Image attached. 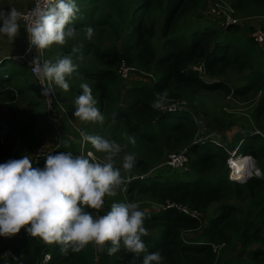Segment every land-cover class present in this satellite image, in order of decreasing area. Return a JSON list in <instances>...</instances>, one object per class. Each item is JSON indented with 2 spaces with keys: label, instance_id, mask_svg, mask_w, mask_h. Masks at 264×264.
Segmentation results:
<instances>
[{
  "label": "trees",
  "instance_id": "1",
  "mask_svg": "<svg viewBox=\"0 0 264 264\" xmlns=\"http://www.w3.org/2000/svg\"><path fill=\"white\" fill-rule=\"evenodd\" d=\"M205 1L75 0L79 11L67 26L76 30L75 44L63 45L60 50L62 56L71 55L73 59L82 56L87 66L78 67L73 74L93 83L98 92V109L101 113L103 107L108 109L107 122L122 126L126 136L135 139L134 145L126 139L138 155L130 171L148 175L130 181L123 198L147 200L156 208L167 201L182 204L203 215L201 222L175 209L145 212L147 235L142 240L146 250L139 255L127 252L123 245L118 253L109 255L110 242L102 251L91 243L79 252L70 247L63 251V245L45 242L21 229L0 246V264H36L46 254L50 255L47 264H143L144 256L157 251L163 257L162 264H226L221 254L233 248L235 242L239 245L238 256L244 257L243 264H264V137L251 133L245 138L251 140L248 153L255 159L263 158L261 176L231 183L227 180L224 150L200 133L188 110L161 113L152 107L157 93L165 91L167 100L190 104L198 91L229 93L226 81L233 71L244 74L233 95L261 93L254 114L255 119L264 117L262 51L244 36L238 25L221 28L213 21L195 19ZM225 1L238 18H261L260 28L264 31V0ZM89 27L94 30L91 39L86 36ZM157 39L161 41L159 54L155 47ZM15 62L0 73V104H6L10 110L7 130L0 142V164L11 152L17 157L29 155L39 145L37 124L47 123V116L37 110L41 103L30 102L27 106L31 107L30 112L20 109L18 98L35 95L39 88L30 80L27 65ZM121 62L151 75L148 82L137 79L125 87L122 93L125 105L118 104L117 69ZM200 62L204 64L206 80L190 69ZM256 126L264 129L258 123ZM107 127L104 125L101 132L105 133ZM89 135L106 139L99 132ZM241 138L237 136L234 142L239 143ZM186 147L189 158L186 170L180 174H152L151 170L163 162L166 153H177ZM62 148L63 144L57 153ZM244 161L250 173L253 165ZM45 163L46 157L32 166L43 169ZM112 204L105 203L106 213ZM213 204L218 205L216 213L203 225L204 215ZM84 211L90 213L87 207ZM150 230L157 233L151 234ZM187 230L197 235L184 237ZM212 244L222 246L218 253L212 251Z\"/></svg>",
  "mask_w": 264,
  "mask_h": 264
},
{
  "label": "clouds",
  "instance_id": "2",
  "mask_svg": "<svg viewBox=\"0 0 264 264\" xmlns=\"http://www.w3.org/2000/svg\"><path fill=\"white\" fill-rule=\"evenodd\" d=\"M78 11L75 0H48L43 8L34 9L33 19L25 28L29 39L28 51L33 48L42 51L53 44L64 45L66 38H74L75 28L67 26ZM20 17L21 13L15 7L8 12L0 11V34L13 41L20 29ZM93 31L91 27L87 28V38H92ZM76 51L74 48L73 52ZM30 66L45 97L54 93L53 84L68 91L66 77L77 69L71 55H65L54 63L41 61L36 55ZM80 87L82 94L75 101L74 116L81 121L102 124L104 116L96 106L92 89L87 83ZM166 100V91L157 93L152 107L162 110ZM81 137L96 152L105 154V163L96 162L92 152L87 157L58 152L46 157L43 169L33 168L27 154L0 164V236L12 237L26 229L33 237L63 245V251L70 247L72 251L79 252L90 243L102 251L110 242L109 255L118 253L122 245L129 253H144L146 246L142 237L147 235V230L144 213L137 203H113L111 210L98 218L84 211L85 207L101 209L104 197L115 196L124 181L120 169L114 167V157L121 151L120 146L98 135L82 132ZM126 138L135 144L134 137ZM134 160L132 154L124 156L122 167L125 172L133 168ZM162 260L157 251L144 256L143 264H162Z\"/></svg>",
  "mask_w": 264,
  "mask_h": 264
},
{
  "label": "rangeland",
  "instance_id": "3",
  "mask_svg": "<svg viewBox=\"0 0 264 264\" xmlns=\"http://www.w3.org/2000/svg\"><path fill=\"white\" fill-rule=\"evenodd\" d=\"M218 5V7H216ZM216 7L218 10L227 12L228 5L225 0H206L204 6L202 7L198 17L195 18L197 20L201 21H213L217 24H219V27L222 28L220 24H224V17L211 15L210 10L211 8ZM238 18V17H237ZM238 26L245 34V37L251 38L252 35L257 31H262L260 28L261 24L263 23V20L261 18H238ZM74 38H66L65 46H69L74 43ZM77 42V41H75ZM160 44L161 41L159 39L155 40V47L157 49V53H160ZM63 45L53 44L49 48L45 49V55L44 60H48L51 62H56L59 58L63 57L61 47ZM259 50L262 51L264 55V46L258 47ZM61 50V51H60ZM74 64L78 67L87 66V63H84L83 58H77L73 59ZM10 68V63H7L6 65L0 66V73H2L4 70ZM28 69V66H27ZM242 75L235 74L233 71L229 73L227 76V83L229 84L230 92L225 93L221 90H215V91H198L196 93V98L193 101V104H190L189 102H186V107L183 106L184 109L188 110L193 118V121H195L196 125L199 128V131L201 134H206L208 137H211V140L215 141L216 143H220L222 146L227 148H232L235 145L233 144H239L242 143L239 146L238 154L240 156L243 155H249V161L252 163L253 168L250 172L251 177H256L255 175L258 174L261 170V167L263 165V158H257L255 159L248 153V147L251 146V140L246 139L248 136L247 134H259V136L264 137V129H260L256 126V123L259 125L264 126V117L258 116V118L255 119L256 115L254 114V109L258 105L261 93L255 94H247L246 96L242 97H235L233 95V90L236 89L239 85L242 84ZM150 78V77H149ZM148 77H145L141 74H132L128 79L123 80L119 77L120 83L117 88L118 92V104L119 105H125L124 100L122 99V93H124V89L129 83L132 81H135L137 79H142L145 81H149ZM30 80L35 83L34 79L31 77ZM66 82L69 84V90L63 91L61 88L55 86L53 84V87L56 92L57 100L61 106V109H57L55 111V115L60 121V125L57 129H55L49 122L48 116L44 110L42 99L40 98V94L36 93L35 95L31 96H23L22 98H18L17 103L20 105V109L24 111H28L31 109L28 108V104L32 101H37L41 103V106L37 108L41 113L47 116V123L45 124H37L35 128L36 135L38 137V144L43 143H52L59 141L61 144H63L62 152H71L73 156H79L80 155V142L79 137L81 133L86 134H94V133H101L103 137L106 136V139L109 141H113L117 143L121 151L118 153L116 157H114V167L123 169V158L127 154H132L136 158L138 157L136 150L128 144V141L126 140L127 136L122 126H113L110 125V123L107 122L108 117V109L107 107H103L104 111L101 113L104 116V121L101 124L100 122H85L81 121L79 118L74 116V112L76 110V99L79 95L82 94V89L80 85L82 83H87L90 88L92 89V95L94 99L97 100L98 92L94 90V85L92 82H89L85 79H82V77H79L75 74H72L71 76L66 77ZM175 102H178L179 100H174ZM98 107V101L97 105ZM107 111V112H106ZM10 114V110L6 104L1 103L0 104V122H4V120H7L8 116ZM255 115V116H254ZM108 126L105 133L101 132V129L103 126ZM51 130V132H50ZM55 130L56 132H54ZM52 131L55 133V138L52 136ZM239 136L242 137L239 140V143H235V138ZM245 140V141H244ZM68 146V149L67 147ZM97 156H99L103 161L106 162L105 154L96 152L95 149L91 148ZM187 149V147L185 148ZM188 151V149H187ZM171 153H166L163 162L156 168L152 169V174L155 175H166L167 172L169 174L171 173H177L180 174L182 171L186 170L185 168H181L178 170L172 169L165 165V162L167 161L169 155ZM227 156V155H226ZM18 157L15 153L10 154V156L6 159L5 162L9 160H15ZM253 158V159H252ZM227 159V158H226ZM134 160V161H135ZM248 160V159H246ZM255 160V164L254 163ZM235 162H239L241 168H243V165L245 164V161L236 158L234 159ZM4 162V163H5ZM246 167V165H245ZM165 169V171L163 170ZM225 170V169H224ZM150 171V172H151ZM261 174V173H260ZM150 175V174H149ZM123 183L122 185L116 190L115 196H105L104 197V204L101 209L95 210L90 209V213L94 214H104L106 215V210L103 209L105 206V203L108 202V204L112 203H137L139 205V210H157L156 206H154L152 203L148 202L147 200H141V199H135L132 201H127L125 198H123V194L125 192V189L127 184L130 181H127L128 178H138L140 179L141 176L137 173H132L131 171L121 173ZM249 176V177H250ZM261 176V175H260ZM133 181V180H131ZM218 205L213 204L208 212L204 215L203 218V225H206L209 219L214 216L216 213ZM196 232L189 235V237H195L197 234ZM184 235V234H183ZM185 237V235H184ZM188 237V238H189ZM8 241V237H2L0 236V246L4 245ZM235 246L227 251H223L221 254L222 261L226 264H243L244 257H239V245L235 242Z\"/></svg>",
  "mask_w": 264,
  "mask_h": 264
},
{
  "label": "built area",
  "instance_id": "4",
  "mask_svg": "<svg viewBox=\"0 0 264 264\" xmlns=\"http://www.w3.org/2000/svg\"><path fill=\"white\" fill-rule=\"evenodd\" d=\"M33 4L32 7L29 9H26L21 13V17L19 19V23L22 24V26L24 27V29L31 23V20L33 19L32 13L33 10L36 8H43L45 6V4L48 2V0H32ZM216 7H218V5H216ZM216 7L211 8L210 10V14L211 15H216V16H223L224 17V24H220L222 27L226 28L228 26H235L238 24V18L235 16L233 10L228 6V10L227 12H223L218 10ZM0 11H4V12H8L10 11L9 9L3 8L0 9ZM2 26V24L0 25ZM25 33H26V41H25V52L24 55L21 57V61L23 63H25L28 66L30 75L32 76V78L34 79L36 85L39 88V94H40V98L42 99V103H43V107L44 110L48 116V120L50 122V124L57 129L60 125V121L57 118V116L55 115V111L58 109H61V106L57 100V96H56V92L54 89V93L51 96L45 97L41 94V85L39 83V80L37 79L36 75L33 73L32 71V67L30 66V62L32 61V59L37 55L40 57L41 61H44V55H45V50H37L35 48H33L30 52L28 51L29 48V39H28V33L25 29ZM3 35V34H0ZM252 40L253 42L256 44V46L258 47H263L264 46V31H257L252 35ZM190 69L193 71V73L197 74L198 77L201 80H206V75H205V70H204V64L203 62H200L197 65H191ZM141 74L144 75L145 77H150L151 75H148L146 73H144L143 71L139 70L138 68L134 67V66H130L127 65L125 62H121V64L119 65L118 69H117V74L118 76L123 79L126 80L128 79L132 74ZM47 83V82H46ZM53 87V85H51ZM54 88V87H53ZM186 101L184 100H179L178 102L175 101H170V100H166L165 103V107L160 110L161 113H174V112H178V111H187L186 109L183 108L186 107ZM7 130V125H6V120H4V122H0V142L3 141V136L5 131ZM211 140V137H208ZM201 141L200 139L198 140V142ZM213 143L221 145L220 143H216L215 141L211 140ZM239 145H236L235 147L232 148H227L221 145L222 149L224 150L225 154L227 155V159H226V168H227V180L231 183L234 182H239L241 180H243L244 178L249 179L251 176V174L249 173V168H244L243 172L240 173V179H235L234 177V173L236 171V165H235V161L234 159L241 157L242 160H249V155H243L240 156L238 154V148ZM62 146V144L57 141V142H52V143H43V144H39L30 154V159L32 161V163H36L38 162L40 159L47 157L48 155H52L57 153V150L60 149ZM89 152H92L93 155L96 158V162L99 163H105V161H103L99 156H97L94 151L88 147L86 142L82 141V137L80 135V155H83L85 157H87V154ZM22 157H18L17 159H20ZM189 162V158L187 155V149H183L177 153H171L167 159V161L165 162V165L178 170L181 168H187ZM148 175V174H147ZM147 175H143L141 176L140 179H144ZM260 171L258 175H255L256 177H260ZM250 176V177H249ZM138 179L136 178H128L127 181H131V180H135ZM158 210L160 211H165V210H169V209H175L185 215H187L188 217L197 220L199 222H201V218L203 217V215H201L200 213H198L197 211L191 210L190 208H188L185 205L182 204H178V203H173V202H166L165 205H163L162 207H157ZM94 218H98L101 216H104V214H94L92 213ZM192 233H194L191 230H187L184 232V235L186 237H189V235H191ZM221 245H211L212 251L218 253L219 250L221 249ZM50 260V255L46 254L44 255V257L39 260L36 264H47L48 261Z\"/></svg>",
  "mask_w": 264,
  "mask_h": 264
},
{
  "label": "crops",
  "instance_id": "5",
  "mask_svg": "<svg viewBox=\"0 0 264 264\" xmlns=\"http://www.w3.org/2000/svg\"><path fill=\"white\" fill-rule=\"evenodd\" d=\"M32 4H33L32 0H0V9L6 8L10 10L11 7H15L18 12H22L26 9L31 8ZM1 24L2 22H0V25ZM25 41H26V33L21 23H20L19 32L13 41H10L4 35H0V64L1 63H2L1 65H6L7 63L14 64L15 61L21 63L22 62L21 57L24 55L25 52ZM16 67H19V65L16 64ZM142 212L145 213L152 211L144 210ZM149 232L151 234H156L157 230H153V231L150 230Z\"/></svg>",
  "mask_w": 264,
  "mask_h": 264
},
{
  "label": "bare ground",
  "instance_id": "6",
  "mask_svg": "<svg viewBox=\"0 0 264 264\" xmlns=\"http://www.w3.org/2000/svg\"><path fill=\"white\" fill-rule=\"evenodd\" d=\"M238 159H240V157ZM235 165H236V171H235V173L233 175H234L235 179L239 180L240 179V173L243 172V170L245 168V164L243 165V168H241V166H240L238 161L235 162Z\"/></svg>",
  "mask_w": 264,
  "mask_h": 264
},
{
  "label": "water",
  "instance_id": "7",
  "mask_svg": "<svg viewBox=\"0 0 264 264\" xmlns=\"http://www.w3.org/2000/svg\"><path fill=\"white\" fill-rule=\"evenodd\" d=\"M253 159V158H252ZM248 179L247 178H244L243 180H241V181H239V183L241 182V183H243V182H245V181H247Z\"/></svg>",
  "mask_w": 264,
  "mask_h": 264
}]
</instances>
